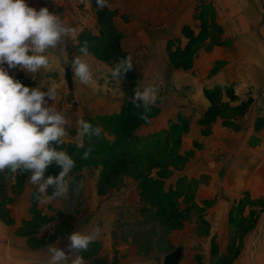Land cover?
I'll use <instances>...</instances> for the list:
<instances>
[{
	"label": "rangeland",
	"instance_id": "rangeland-1",
	"mask_svg": "<svg viewBox=\"0 0 264 264\" xmlns=\"http://www.w3.org/2000/svg\"><path fill=\"white\" fill-rule=\"evenodd\" d=\"M26 3L30 7L33 4L37 11L47 7L50 12L61 15L66 23L76 27L72 39L77 46L85 40L89 42L90 55L81 58L90 64L94 77L101 84L119 83L111 77L112 68L121 59L116 48L117 42L120 46L121 43L126 44L132 51L136 60L135 70L138 69L136 65L143 62L144 56L159 51L158 62H166V74L178 73L185 78L203 76L207 71L210 72L213 61L216 62L214 68L219 66V69L221 65L230 68L237 62L235 57L242 52L245 73H254L260 81L258 92L261 94L256 99L264 100V0H109L110 7L103 9H97L96 0H26ZM184 21L195 33L202 31L203 35L189 53H173L175 49L186 45V40L181 37L184 32L180 28ZM77 46L67 40L64 56L52 65L54 73L51 75V83L56 85L59 94L57 110L64 112L77 107L79 96L83 93L77 92L76 88L82 90L91 87L76 82L72 70L73 86L72 89L68 87L66 67L71 69L74 58L79 55ZM215 57L220 59L213 60ZM125 77L121 82L127 84ZM17 80L24 86L34 82L24 73L17 74ZM186 82L190 88L191 82ZM157 84L164 94L172 89L181 96L182 90L163 78ZM184 97L193 101V96L190 98L185 94ZM250 111L264 120V107L256 105L253 109L250 102L244 103L243 107L221 105L209 109L213 115L242 112L247 116ZM136 117L133 114L132 120ZM259 125L260 130L264 131V124L261 122ZM197 138L194 140L184 134L163 132L157 141L149 132L146 141L131 144V161L122 157L117 159L115 170L104 178L99 197L95 193L94 197L91 194L87 197L91 204L87 203V198L80 199L86 184L80 194L72 197L70 203L66 202L68 199L60 202L71 212L75 211L76 205L79 210L83 207L84 211L110 207L114 211L121 210L119 213L123 212L122 220L114 222L110 229L111 236L107 238L109 242L116 239L122 246L123 243L127 246L122 251L113 252L118 259L117 264H163V257L178 246L183 249L180 264H213L220 257L219 250L227 243V233L231 238L230 243L238 239L240 246L245 248L250 245L264 219L261 213L264 212V200L251 199L245 194L243 197L248 201L240 204L239 208L255 210H251L247 216L240 210L239 218H235L234 214L227 221L228 205L216 203V199L223 195V189L217 182L208 183L203 178V174L209 173L208 170L217 169L224 162L225 153L205 157L203 148L206 141ZM193 142L198 148L191 155L188 149ZM105 159L102 161L105 162ZM161 164L164 165V171L161 170L159 174L164 186H152L150 180L144 179L142 191L139 181L137 186L129 187L128 181L142 177L147 165L159 167ZM140 166H143L141 170ZM171 167L177 168L170 171ZM45 174L50 175L47 171ZM192 175L197 178L193 179ZM209 178L212 177L209 175ZM10 182H14L11 189L13 194L19 195L20 207L26 205L27 208L26 202L30 196L23 193L25 183L29 184V174H12L7 171L0 173V205L7 199L5 187L9 188ZM112 182H115V187L109 186ZM88 185L87 189L91 190ZM35 188L38 189V186ZM125 190L129 191L128 194H125ZM37 195L32 194L31 199L37 200ZM75 209L79 212L77 207Z\"/></svg>",
	"mask_w": 264,
	"mask_h": 264
},
{
	"label": "crops",
	"instance_id": "crops-1",
	"mask_svg": "<svg viewBox=\"0 0 264 264\" xmlns=\"http://www.w3.org/2000/svg\"><path fill=\"white\" fill-rule=\"evenodd\" d=\"M32 6L34 7L33 4ZM186 25L185 21L181 24L182 32ZM181 37L187 43L188 38L185 34ZM120 47L127 55H132V51L126 47V44L121 43ZM64 50L62 46H58L49 51L51 63L46 70L41 68L37 73H29L17 66L8 69L9 75L17 80V74L24 73L34 81L27 87H41V90H47L52 85L51 75L54 73L52 65L55 60L62 59ZM159 54V51L151 52L142 58V63L136 65L138 69L135 70V74L138 78L133 86L123 82L112 85L101 84L99 79L94 77V83L89 89L76 88L77 92L83 94L79 96L77 107L65 112L68 116V126H66L68 135L64 137V144L58 147V150L63 148L75 160V167L69 176L72 183L66 202L70 203L74 196L76 197V194H71V189L75 187L76 182H83L84 187L87 185L86 189L82 191L83 193L79 192V194L81 193L80 199H85L90 194L91 197H94V193L97 194L96 197H99L104 178L115 170L114 164L117 159L122 157L131 161L132 143L146 141L149 132L154 135L157 141L163 132H171V135L180 133L192 137L194 140L198 137L206 141L203 148L205 157L207 155L221 156L225 153L224 162H221L217 169L208 170L209 173L203 174V178L208 183L217 182L223 189L224 193L219 199H216V203L228 205L227 221L231 220L230 217H233L234 214L235 218H239L240 210L243 211L244 216H247L251 210L253 212L255 209L239 208L240 204L248 201L243 197L245 194L251 199L264 200V131L260 130L259 125L261 122L264 124V120L254 115L255 112L252 111L248 112L247 116L242 112H236L234 115L221 113L213 115L209 109L221 105L243 107L247 102H250V107L253 109L256 105L259 108L264 107V100L256 99L261 94L260 91L258 92L260 81L254 76V73H245L244 53L242 52H239V55L235 57L237 62L232 64V67L228 68L227 65L221 67V65L219 69H217L219 66L214 68L216 62L213 60L220 59L215 57L212 60L210 72L207 71L203 76H191V79L178 73L167 75L165 72L167 64L165 61L158 62ZM4 67L7 68V65L5 64ZM159 78H163L170 85L173 84L183 93L181 91V96H179L175 91L169 89L164 94L160 88L159 95L163 97V100L157 101V105L150 112L149 122H145L136 115L139 110L133 106L131 99L134 97V90L139 85L143 88L157 84ZM186 80L191 82L190 88L186 85L188 84ZM262 86L264 87V85ZM185 94L190 98L193 96V101H188L187 97H184ZM58 98L59 94L55 101L49 100L48 104H53L52 106L58 109ZM133 114L137 116L135 120H132ZM79 119L91 123L94 127H100L101 135L91 138L77 136V121ZM77 145L82 146L77 147ZM89 148H91L90 157L83 160L82 154ZM197 148L198 146L193 142L188 149V154L192 155ZM103 159L106 160V163L102 161ZM142 167L140 166L139 170ZM173 168L177 167H171L170 171H173ZM161 170L164 171L163 164L159 167H148L147 165L142 177L128 181L129 187L135 186L139 181L138 184L142 191L143 182L146 179L150 180L152 186L157 184L164 186L163 181L160 180L162 178L159 174ZM46 171L52 175V173H58L59 169L53 164ZM152 173L154 175H150ZM209 175L217 179H210ZM192 178L197 177L193 176ZM13 183L10 182L9 188L5 187L7 199H4L3 205H0V264H47L46 249L48 245L57 244V247L66 250L68 235L71 232L87 233L96 225L102 229L101 236L89 246L86 252L81 253L86 264L118 263L117 257H114L113 254L115 251L126 249L127 246L125 243L122 246L116 239L109 242L107 238L111 236L110 229L114 222L122 220L123 212L119 213L121 210L116 211L115 209L114 211L110 207H105L103 210L92 208L84 211L83 207L79 210L76 205L74 206L75 211L71 212L67 210L66 205L60 202L61 200L53 201L50 204H40L37 200L31 199L32 194H38V189L30 182L28 185L25 183L23 193L27 197L30 196L26 202L27 208L26 205L20 207L19 195L13 194L11 189ZM88 184H90L91 190L87 189ZM114 184L115 182H112L109 186L115 187ZM128 192L125 190V194ZM50 194L51 189L46 195ZM89 200L87 198L86 201L91 204L92 202ZM75 207L79 212H76ZM261 213L264 214V212ZM227 235V243L224 248L221 247L220 257L215 259L213 264H264V219L248 247L240 246L238 239H234L235 243H230L231 238L228 233ZM67 254L71 255V253Z\"/></svg>",
	"mask_w": 264,
	"mask_h": 264
},
{
	"label": "clouds",
	"instance_id": "clouds-1",
	"mask_svg": "<svg viewBox=\"0 0 264 264\" xmlns=\"http://www.w3.org/2000/svg\"><path fill=\"white\" fill-rule=\"evenodd\" d=\"M96 6L97 9L110 7L109 0H96ZM75 31L76 27L47 7L37 11L26 0H0V173L29 174V182L38 186L36 199L40 204L69 197L72 183L69 176L75 160L63 148L58 150L68 135V116L48 104L49 100H56V85L47 90L29 88L10 76L8 69L18 66L29 73H37L41 68L46 70L51 63L48 55L51 49L62 46L64 50L67 40L77 46L72 39ZM77 48L79 55L74 58L71 70L76 82L89 86L94 83L93 70L81 57L90 55V44L85 40ZM134 65L133 56L128 54L115 63L111 77L121 83ZM159 93V84L143 88L139 85L134 90L131 103L139 110L136 113L139 119L149 122L152 108L158 100H163ZM77 126L79 137L101 135L100 127L83 119L77 121ZM90 154L91 148L84 151L81 158L87 160ZM53 164L58 167V174L45 177L46 170ZM83 187V182H76L71 191L78 194ZM49 189L51 194L46 195ZM101 232L99 225L87 233L71 232L66 250L57 244L48 245L47 264H86L81 253L100 238Z\"/></svg>",
	"mask_w": 264,
	"mask_h": 264
},
{
	"label": "trees",
	"instance_id": "trees-1",
	"mask_svg": "<svg viewBox=\"0 0 264 264\" xmlns=\"http://www.w3.org/2000/svg\"><path fill=\"white\" fill-rule=\"evenodd\" d=\"M183 32H184L185 36L188 38V41H187V43H186L184 48L175 49L174 51H172L173 53H175V52L189 53L191 51V48L193 47V45H195L201 39V37L203 35L202 31H200L199 33H195L187 25L183 27ZM116 48L118 50L120 58H126L127 53L121 49V47H120L118 42L116 43ZM168 48H169V46H168ZM125 78H127L128 84L133 86L135 84V81L138 78L137 75L135 74V68H133L132 71L127 73Z\"/></svg>",
	"mask_w": 264,
	"mask_h": 264
},
{
	"label": "water",
	"instance_id": "water-1",
	"mask_svg": "<svg viewBox=\"0 0 264 264\" xmlns=\"http://www.w3.org/2000/svg\"><path fill=\"white\" fill-rule=\"evenodd\" d=\"M66 80L69 89H72L73 86V79H72V73L71 69L69 67H66ZM183 254V249L181 246L176 247L174 250L168 252L164 257H163V264H179Z\"/></svg>",
	"mask_w": 264,
	"mask_h": 264
}]
</instances>
